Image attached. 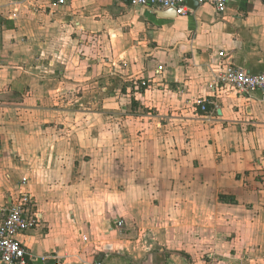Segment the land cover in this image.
Here are the masks:
<instances>
[{"label":"crops","instance_id":"crops-1","mask_svg":"<svg viewBox=\"0 0 264 264\" xmlns=\"http://www.w3.org/2000/svg\"><path fill=\"white\" fill-rule=\"evenodd\" d=\"M15 8L0 0V205L28 179L29 264H264L263 93L212 87L222 62L264 73V0Z\"/></svg>","mask_w":264,"mask_h":264},{"label":"built area","instance_id":"built-area-1","mask_svg":"<svg viewBox=\"0 0 264 264\" xmlns=\"http://www.w3.org/2000/svg\"><path fill=\"white\" fill-rule=\"evenodd\" d=\"M190 0H131L135 5L153 6L162 10H172L178 16H186L192 12L188 6ZM198 5L213 6L218 15L227 10V0H194ZM18 7L22 0H11ZM15 8V9H16ZM225 57L224 53L220 54ZM221 69L215 74L212 87L229 85L242 94H250L261 91L264 103V73L251 74L232 65L221 63ZM147 87V82L141 84ZM196 106L201 111H207L206 102L198 100ZM28 179L23 178L16 186L15 197L4 205H0V264H29L30 254L28 249L20 243L18 237L24 233L36 229L41 224L40 214L37 210L35 198L24 190ZM122 227L123 222L117 224ZM44 259L58 261L56 256H48Z\"/></svg>","mask_w":264,"mask_h":264},{"label":"water","instance_id":"water-1","mask_svg":"<svg viewBox=\"0 0 264 264\" xmlns=\"http://www.w3.org/2000/svg\"><path fill=\"white\" fill-rule=\"evenodd\" d=\"M188 6L190 7V8H196L197 6H198V4L194 1V0H190V1H188ZM171 12H174V11H172V10H170ZM175 13V12H174ZM176 14V13H175Z\"/></svg>","mask_w":264,"mask_h":264}]
</instances>
